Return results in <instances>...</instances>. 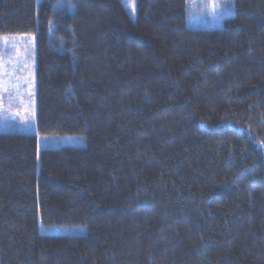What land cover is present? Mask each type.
I'll list each match as a JSON object with an SVG mask.
<instances>
[{
  "label": "trees",
  "instance_id": "obj_1",
  "mask_svg": "<svg viewBox=\"0 0 264 264\" xmlns=\"http://www.w3.org/2000/svg\"><path fill=\"white\" fill-rule=\"evenodd\" d=\"M134 1L0 0L35 122L0 130V264H264V0Z\"/></svg>",
  "mask_w": 264,
  "mask_h": 264
},
{
  "label": "rangeland",
  "instance_id": "obj_2",
  "mask_svg": "<svg viewBox=\"0 0 264 264\" xmlns=\"http://www.w3.org/2000/svg\"><path fill=\"white\" fill-rule=\"evenodd\" d=\"M134 16L135 1L122 0ZM217 8L213 12L212 4ZM134 5V11H133ZM187 24L191 27H221L234 11V0H188ZM32 35L0 36V130L30 133L34 122V45ZM5 40L7 43H5ZM33 57V58H32ZM33 59V61H32ZM82 139L70 136H39L38 149L80 146ZM49 233H67L50 227Z\"/></svg>",
  "mask_w": 264,
  "mask_h": 264
},
{
  "label": "snow or ice",
  "instance_id": "obj_3",
  "mask_svg": "<svg viewBox=\"0 0 264 264\" xmlns=\"http://www.w3.org/2000/svg\"><path fill=\"white\" fill-rule=\"evenodd\" d=\"M211 8H212V11L214 12L217 8V5L214 3V4H212ZM133 11H134V5H133ZM5 43H7L6 40H5Z\"/></svg>",
  "mask_w": 264,
  "mask_h": 264
}]
</instances>
